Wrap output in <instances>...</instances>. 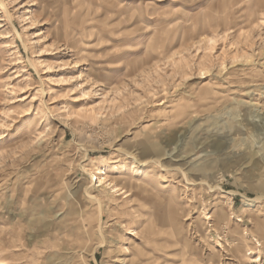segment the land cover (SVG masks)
<instances>
[{
    "label": "rangeland",
    "instance_id": "374dc122",
    "mask_svg": "<svg viewBox=\"0 0 264 264\" xmlns=\"http://www.w3.org/2000/svg\"><path fill=\"white\" fill-rule=\"evenodd\" d=\"M0 264H264V0H0Z\"/></svg>",
    "mask_w": 264,
    "mask_h": 264
},
{
    "label": "bare ground",
    "instance_id": "6f19581e",
    "mask_svg": "<svg viewBox=\"0 0 264 264\" xmlns=\"http://www.w3.org/2000/svg\"><path fill=\"white\" fill-rule=\"evenodd\" d=\"M104 170V169H103ZM98 171V170H97ZM99 172V176H94V175H91L93 179H95L97 181V187H102L105 183H107V180H106V177H105V172L103 171H98ZM95 174V173H94ZM108 185L110 186V188L112 189V192H117V191H121L120 193L116 194V195H119L121 193H125V191H122L123 188H119L118 186L116 185H113L111 184L110 182L108 183ZM90 194V193H89ZM90 197L94 198L95 200H97L99 202V204L101 203L99 198L95 195H92L90 194ZM247 200V199H246ZM208 218V217H207ZM259 260V256H257ZM248 259V258H247ZM249 261V260H248ZM251 262H255L256 260L254 258H251L250 260Z\"/></svg>",
    "mask_w": 264,
    "mask_h": 264
}]
</instances>
